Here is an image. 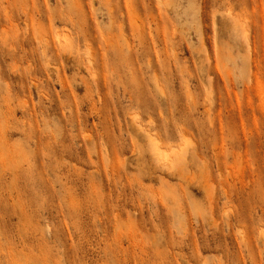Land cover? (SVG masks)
I'll use <instances>...</instances> for the list:
<instances>
[{
	"label": "rangeland",
	"instance_id": "1",
	"mask_svg": "<svg viewBox=\"0 0 264 264\" xmlns=\"http://www.w3.org/2000/svg\"><path fill=\"white\" fill-rule=\"evenodd\" d=\"M0 264H264V0H0Z\"/></svg>",
	"mask_w": 264,
	"mask_h": 264
},
{
	"label": "bare ground",
	"instance_id": "2",
	"mask_svg": "<svg viewBox=\"0 0 264 264\" xmlns=\"http://www.w3.org/2000/svg\"><path fill=\"white\" fill-rule=\"evenodd\" d=\"M124 27V26H123ZM122 33V32H121ZM58 36V35H57ZM65 36H67V35H63V37H65ZM57 38V41L59 40L58 39V37H56ZM60 39H61V37H60ZM68 40H69V38H68ZM59 42V41H58ZM65 42H66V40H65ZM65 42H63V43H60V47H63V49L66 47L65 45H66V43ZM158 146H156V148H154V149H157L156 151H157V154H158V160L160 161V162H162V163H167L168 161H170V159H172V157H174L173 159H175V157H176V155H177V152H176V149H174V148H172V150L171 151H169V150H166L165 148H157ZM154 153H155V150H154Z\"/></svg>",
	"mask_w": 264,
	"mask_h": 264
}]
</instances>
